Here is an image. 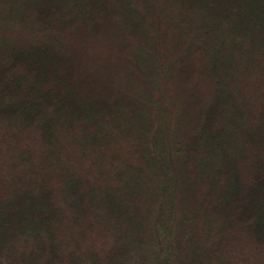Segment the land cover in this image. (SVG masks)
Masks as SVG:
<instances>
[{
	"label": "trees",
	"instance_id": "trees-1",
	"mask_svg": "<svg viewBox=\"0 0 264 264\" xmlns=\"http://www.w3.org/2000/svg\"><path fill=\"white\" fill-rule=\"evenodd\" d=\"M0 264H264V0H0Z\"/></svg>",
	"mask_w": 264,
	"mask_h": 264
}]
</instances>
